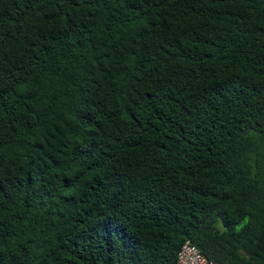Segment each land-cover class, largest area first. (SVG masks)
Returning a JSON list of instances; mask_svg holds the SVG:
<instances>
[{"label":"trees","instance_id":"1","mask_svg":"<svg viewBox=\"0 0 264 264\" xmlns=\"http://www.w3.org/2000/svg\"><path fill=\"white\" fill-rule=\"evenodd\" d=\"M264 264V0H0V264Z\"/></svg>","mask_w":264,"mask_h":264},{"label":"built area","instance_id":"2","mask_svg":"<svg viewBox=\"0 0 264 264\" xmlns=\"http://www.w3.org/2000/svg\"><path fill=\"white\" fill-rule=\"evenodd\" d=\"M173 264H219L214 260L208 259L196 245L189 240L184 241L180 246L176 260Z\"/></svg>","mask_w":264,"mask_h":264}]
</instances>
